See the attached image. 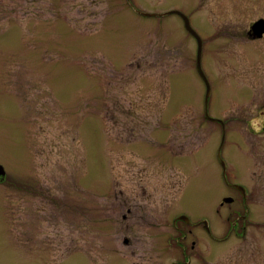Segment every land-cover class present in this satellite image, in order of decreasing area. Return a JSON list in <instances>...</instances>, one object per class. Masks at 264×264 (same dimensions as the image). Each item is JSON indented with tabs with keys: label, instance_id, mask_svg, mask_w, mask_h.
<instances>
[{
	"label": "rangeland",
	"instance_id": "374dc122",
	"mask_svg": "<svg viewBox=\"0 0 264 264\" xmlns=\"http://www.w3.org/2000/svg\"><path fill=\"white\" fill-rule=\"evenodd\" d=\"M171 11L222 128L182 19L138 14ZM259 19L264 0H0V264H170L181 231L206 264H264ZM219 149L250 209L226 239Z\"/></svg>",
	"mask_w": 264,
	"mask_h": 264
},
{
	"label": "flooded vegetation",
	"instance_id": "af4514ba",
	"mask_svg": "<svg viewBox=\"0 0 264 264\" xmlns=\"http://www.w3.org/2000/svg\"><path fill=\"white\" fill-rule=\"evenodd\" d=\"M251 25H250V27H251ZM215 123L219 124L221 126V128L224 125L223 123H220V122H215ZM216 155H217V153H216ZM218 163H219V165L221 167V174H222L221 177H222V179H224V183H225L226 187L231 189V191L233 193H235V194L240 196V200L238 201V205L241 207L239 210H235V211L231 212L230 213L231 214L230 218H226L227 220H230L231 218L232 219H231L230 227L227 230L226 235L224 236V239L228 238L229 235L238 236L239 233H241V235H245V233H246V226L245 225L249 221L248 217H249V213H250L249 204H248V201H247L248 199L245 197L246 196V190H245V188L243 186H241L239 184H233V183L229 184L227 182V178L225 177L226 176V172L223 169L222 165L220 164L219 160H218ZM225 169H226V167H225ZM236 186H241L244 189V191H242V192H244V194L241 192V188H238ZM230 198L231 197H223L222 202H221V206H223L225 204V203H223L224 199H230ZM226 204L230 205V206L232 205L230 203H226ZM127 212L130 213V209L129 208H128ZM123 219H125V216H123ZM174 221H173V224H174ZM202 221H201V223H202ZM186 225L189 226V224H186ZM198 225H199V221L196 224H192L191 226L195 227V226H198ZM202 227H203V223H202ZM208 228H209V224H208ZM203 229H204V227H203ZM204 231L209 235V237L212 239V241H215L216 243L219 240L222 241L221 239H217V238L213 237L211 232H210V230L207 231V230L204 229ZM181 232H182V235L179 234V236H177L175 238V241H174L175 248L177 249L179 256L173 262H171L170 264H206V259H205L204 255L194 254V253L191 252V251H193L196 248L195 242L191 241L190 242L191 244L188 246L187 243H186L187 237L185 236L183 231H181Z\"/></svg>",
	"mask_w": 264,
	"mask_h": 264
},
{
	"label": "water",
	"instance_id": "95a60500",
	"mask_svg": "<svg viewBox=\"0 0 264 264\" xmlns=\"http://www.w3.org/2000/svg\"><path fill=\"white\" fill-rule=\"evenodd\" d=\"M142 16H145V17H149V16H164V15H170V14H175V15H178L182 21H183V25H184V29L187 33H189L196 41V44H197V51H196V71L199 75V77L201 78V80L203 81L204 83V86H205V89H206V94H205V98H204V114H205V119L209 120V121H217V122H220L222 123L220 120H217V119H212L208 116L207 113V106H208V98H209V94H210V88H209V84L207 82V79L204 75V73L202 72V69H201V54H202V40L199 38V36L195 33V31L192 29L191 25H190V22H189V19L187 17H185L184 15H182L181 13L179 12H176V11H171V12H167V13H164L163 15H156V14H146V13H138ZM250 35L253 39H260L262 38V36L264 35V20L263 19H259L257 21H255L251 27H250ZM224 141V134L222 136V143ZM220 155V149L217 151V158L220 162V164L222 165L223 169L225 170V164L221 158ZM5 172H4V169L3 167H1L0 165V176H4ZM238 188H241V192L244 191V189L241 187V186H236ZM244 194V192H242ZM232 201V199H224L223 200V203H230ZM180 220L184 221L186 224H191V222L189 221L188 217L184 216V215H181L179 217ZM203 223V227L205 230H209L208 228V222L206 220H203L202 221Z\"/></svg>",
	"mask_w": 264,
	"mask_h": 264
}]
</instances>
